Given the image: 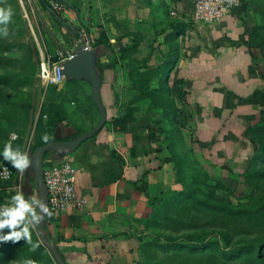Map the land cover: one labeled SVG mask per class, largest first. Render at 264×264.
<instances>
[{
  "label": "crops",
  "instance_id": "1",
  "mask_svg": "<svg viewBox=\"0 0 264 264\" xmlns=\"http://www.w3.org/2000/svg\"><path fill=\"white\" fill-rule=\"evenodd\" d=\"M58 1L61 10L47 11L79 46L104 30L112 47L98 45L107 124L64 158L77 169L81 206L51 216L46 231L67 264H139L155 201L212 164L229 176L251 165L264 68L237 8L208 22L195 18L196 0ZM91 114L100 115L94 101ZM59 161L53 152L45 167Z\"/></svg>",
  "mask_w": 264,
  "mask_h": 264
},
{
  "label": "rangeland",
  "instance_id": "2",
  "mask_svg": "<svg viewBox=\"0 0 264 264\" xmlns=\"http://www.w3.org/2000/svg\"><path fill=\"white\" fill-rule=\"evenodd\" d=\"M239 1L237 9L264 68V0ZM7 8L13 15L6 26L8 35H0V152L11 143L30 157L51 130L53 138L63 127L64 140H69L96 127L100 115L91 114L89 84L85 91L78 86L83 82L58 86L41 77L43 62L57 63L70 47L79 48L75 31L59 28L41 0H0V9ZM61 47L66 51L59 53ZM104 51L101 48L98 66ZM253 139L254 159L243 174L229 176L212 164L211 170L193 173L186 185L157 203L155 217L139 236V264H264V123ZM5 165L11 164L0 157V171ZM24 173L18 174L20 189L0 187L1 199L18 192L38 199L34 172L27 177ZM30 231L31 244L23 239L0 244V264H24L27 259L55 264L37 226Z\"/></svg>",
  "mask_w": 264,
  "mask_h": 264
},
{
  "label": "water",
  "instance_id": "3",
  "mask_svg": "<svg viewBox=\"0 0 264 264\" xmlns=\"http://www.w3.org/2000/svg\"><path fill=\"white\" fill-rule=\"evenodd\" d=\"M101 46L94 47L89 38L87 44L82 41L78 49H72L73 57L63 63L62 74L69 81H86L91 85L92 98L100 112V121L96 127L90 131L83 132L73 136L69 140H64L60 135H56L59 139L47 141L45 144L37 147L29 157L30 165L26 169V174L31 171L35 174V185L38 192V199H43L46 206L49 208L48 190L44 179V157L47 152H58L60 161L66 155L76 151L81 144L97 135L107 124V110L102 101L101 89L103 78L98 66L99 54ZM39 211V210H38ZM51 217L46 216L45 219L37 225L40 237L43 244L50 251L58 264H67L58 247L50 242L47 231L46 222Z\"/></svg>",
  "mask_w": 264,
  "mask_h": 264
},
{
  "label": "built area",
  "instance_id": "4",
  "mask_svg": "<svg viewBox=\"0 0 264 264\" xmlns=\"http://www.w3.org/2000/svg\"><path fill=\"white\" fill-rule=\"evenodd\" d=\"M46 2L54 11L62 9L58 0H46ZM239 7V0H196L193 5L195 18L208 22L220 21L233 9ZM171 15L176 16L177 11H172ZM65 55L64 60L57 63H42L41 77L44 81L58 86L66 83L67 80L62 74L63 63L71 59L73 54L71 51H66ZM0 174H2L0 180L7 181L13 175H18L19 172L11 165H5ZM44 179L49 196V210L53 215L81 206L82 200L78 197L76 190L77 169L71 161L63 159L56 164L44 167ZM18 187L14 189H20L21 186ZM9 202L10 199L2 200L0 198V205H7Z\"/></svg>",
  "mask_w": 264,
  "mask_h": 264
},
{
  "label": "clouds",
  "instance_id": "5",
  "mask_svg": "<svg viewBox=\"0 0 264 264\" xmlns=\"http://www.w3.org/2000/svg\"><path fill=\"white\" fill-rule=\"evenodd\" d=\"M12 15V9H0V25L5 26L0 28V35H8L6 26ZM12 138H15V133H12ZM43 139L47 142L48 137L45 135ZM0 157H3L4 161L10 162L11 166L20 174H23L30 165L28 154L19 147L13 148L11 143L4 145ZM52 215L53 213L42 198L37 199L32 196L26 199L23 193L18 192L10 198L7 205H0V244L8 241L16 243L22 239L31 244L30 230L39 225L46 216L51 217ZM4 229H9L8 233H5ZM37 246L33 245V247ZM24 264H34V261L27 259Z\"/></svg>",
  "mask_w": 264,
  "mask_h": 264
},
{
  "label": "trees",
  "instance_id": "6",
  "mask_svg": "<svg viewBox=\"0 0 264 264\" xmlns=\"http://www.w3.org/2000/svg\"><path fill=\"white\" fill-rule=\"evenodd\" d=\"M41 2L43 3V4H45L48 8H50L49 6H48V4H47V2H46V0H41ZM91 42H92V44H93V46L95 47V46H98V45H101V44H103V45H105V47H107V48H111L112 47V43L109 41V39H108V37L106 36V33H105V31L104 30H102V32L100 33V35L98 36V37H93L92 35H91ZM137 48V45H133V47L131 48L132 50H134V49H136ZM92 96V95H91ZM93 100V99H92ZM264 112V111H263ZM59 138L57 137V136H55V137H53L52 138V130L50 131V133L48 134V140L47 141H54V140H58ZM46 142L44 141V139H42V142L38 145V146H36V148L37 147H39V146H41V145H43V144H45ZM36 148H34V149H36ZM51 154V152H47L46 154H45V157H44V167H45V162H46V159L48 158V156ZM253 159H254V157H253ZM34 183H35V180H34ZM21 184H22V178H20L18 175H13V177L11 178V179H9V180H7V181H3V180H0V187H4L5 189L6 188H9V187H18V186H21ZM220 187V186H219ZM222 187V186H221ZM4 194H6V193H4ZM2 200H5L4 198H2ZM165 200H162V201H155L154 202V208H155V214H156V205H157V203H161V202H164ZM155 214H154V217H155ZM43 246H44V248H46L47 249V247L43 244ZM264 255V253L261 255V256H263Z\"/></svg>",
  "mask_w": 264,
  "mask_h": 264
}]
</instances>
